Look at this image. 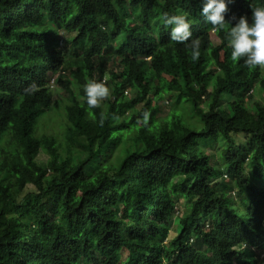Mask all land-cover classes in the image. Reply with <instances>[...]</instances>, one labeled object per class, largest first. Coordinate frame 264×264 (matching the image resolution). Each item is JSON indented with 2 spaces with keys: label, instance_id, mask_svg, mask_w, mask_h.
I'll use <instances>...</instances> for the list:
<instances>
[{
  "label": "trees",
  "instance_id": "trees-1",
  "mask_svg": "<svg viewBox=\"0 0 264 264\" xmlns=\"http://www.w3.org/2000/svg\"><path fill=\"white\" fill-rule=\"evenodd\" d=\"M262 2L231 0L225 20ZM201 7L0 0V264H264V101L248 103L264 100V66L233 61L230 25L213 28ZM165 12L188 14L197 60ZM89 79L110 92L95 109ZM164 98L174 109L161 118ZM60 110L61 140L37 134Z\"/></svg>",
  "mask_w": 264,
  "mask_h": 264
},
{
  "label": "clouds",
  "instance_id": "clouds-1",
  "mask_svg": "<svg viewBox=\"0 0 264 264\" xmlns=\"http://www.w3.org/2000/svg\"><path fill=\"white\" fill-rule=\"evenodd\" d=\"M228 3H231V0H202L201 15L213 28L223 29L226 25H230L225 20ZM161 19L165 26H172L170 39L185 44V47L191 50V59L197 60L200 55V40L192 38V21L188 18V14L182 12L169 15L165 12L162 13ZM232 19L235 22L230 25L226 33L231 59L237 61L243 58L246 65L264 66V2L260 6L251 8L249 17L241 15ZM83 93L84 102L89 109L97 108L101 101L110 96L106 83L94 79L85 82ZM143 118L148 119L147 112L144 113Z\"/></svg>",
  "mask_w": 264,
  "mask_h": 264
},
{
  "label": "rangeland",
  "instance_id": "rangeland-1",
  "mask_svg": "<svg viewBox=\"0 0 264 264\" xmlns=\"http://www.w3.org/2000/svg\"><path fill=\"white\" fill-rule=\"evenodd\" d=\"M123 14L126 17L131 18V15L129 14V12H128L126 7L123 9ZM118 40H120V37H119ZM212 44H213V46H217L219 44V41L214 36H212ZM63 45H64V43L61 44V45L57 44L56 45V50H58V51L62 50ZM66 54H67V58H69L71 56L69 51H67ZM67 60L71 63L75 59L72 57V58H69ZM50 89L52 91L53 99H55V98L58 99V100L62 99V95L59 94V92L57 91V89L55 87V82L52 85H50ZM128 96H131L130 93H128ZM221 98H222V101L224 103H230L231 100H232V98L230 96H227V95H223ZM262 101H264V100H262L261 97L256 96V97L252 98L248 103H249V105L253 106L254 103H260ZM173 104H174L173 100H168L167 98H164V102H163V104L161 106V111H160L159 117L163 118V117L168 116L170 111L172 109H174V105ZM63 125H64V114H63L62 110L57 111V112L53 111V112L47 114L40 121V123L38 125L37 134H39V135L45 134V135L55 136L60 141L61 140V136H62V132H63ZM219 147H220V144H218V148ZM215 149H217V148H215ZM215 149L211 150V151H207V152H208V155L212 156V158H213L212 162L214 164H216V166H218V164L215 163L216 160L214 159V157L216 156V154H215L216 150ZM46 160H47V157L44 154H40L38 156V158H37V161L40 164L45 163ZM95 164H96V161L91 163L87 167L88 171H91ZM222 180H224V178H222L221 180L216 181V184L220 185ZM185 206H186V203L184 201H179L178 202V205H177V208H176V216H175L173 222L171 223L170 230H169V236L170 237H172L175 234V232L178 231V219L184 213ZM197 247L201 248L200 246H197Z\"/></svg>",
  "mask_w": 264,
  "mask_h": 264
}]
</instances>
